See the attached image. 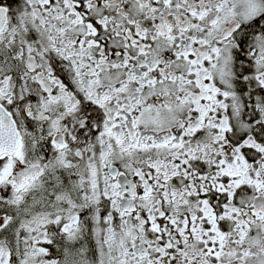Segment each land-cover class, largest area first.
<instances>
[{"label": "snow or ice", "instance_id": "snow-or-ice-1", "mask_svg": "<svg viewBox=\"0 0 264 264\" xmlns=\"http://www.w3.org/2000/svg\"><path fill=\"white\" fill-rule=\"evenodd\" d=\"M0 264H264V0H0Z\"/></svg>", "mask_w": 264, "mask_h": 264}]
</instances>
